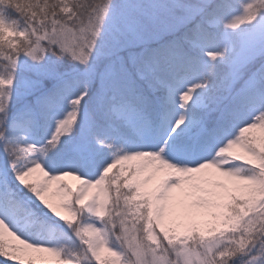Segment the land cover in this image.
I'll return each mask as SVG.
<instances>
[{"label":"snow or ice","instance_id":"obj_1","mask_svg":"<svg viewBox=\"0 0 264 264\" xmlns=\"http://www.w3.org/2000/svg\"><path fill=\"white\" fill-rule=\"evenodd\" d=\"M43 254L264 264V0H0V257Z\"/></svg>","mask_w":264,"mask_h":264},{"label":"rangeland","instance_id":"obj_2","mask_svg":"<svg viewBox=\"0 0 264 264\" xmlns=\"http://www.w3.org/2000/svg\"><path fill=\"white\" fill-rule=\"evenodd\" d=\"M126 163L127 164L137 165L140 162L139 161H129V162H126ZM209 171H212V170H209ZM148 174L149 173H146L145 176L148 175ZM38 177H39V174H37V177L36 178H38ZM143 178L144 177H141V179H143ZM65 179H66V182L69 183V184H71L74 188L78 187L79 184H80V181L79 180L73 179L72 177H67ZM158 180H159V176H158L157 180H154L151 184H149L147 186L148 189L149 190L154 189L157 186ZM184 187H185V189H187L189 186L188 185H185ZM183 191H184L183 189H176L174 195H176L177 197H180V196H182ZM93 192L94 193H98L99 192V189H94ZM50 198L53 200L54 203H57L60 200V197L59 196H51ZM62 214L63 215H67V213L66 212H63V211H62ZM6 239H7V237H6ZM15 243H18V242H15Z\"/></svg>","mask_w":264,"mask_h":264},{"label":"trees","instance_id":"obj_3","mask_svg":"<svg viewBox=\"0 0 264 264\" xmlns=\"http://www.w3.org/2000/svg\"><path fill=\"white\" fill-rule=\"evenodd\" d=\"M135 165L133 164H127L125 163L123 166H118V167H124V168H132L134 167ZM117 172H118V169H113V171L111 173H109V176H114V175H117ZM36 178V177H34ZM30 255H33V256H39L41 254H37V253H30ZM45 255L46 259L48 260V264H55V259L51 256H48L47 254H43ZM107 256V254H105ZM5 258L3 257H0V264H2V262L4 261ZM8 264H13V262H8Z\"/></svg>","mask_w":264,"mask_h":264}]
</instances>
